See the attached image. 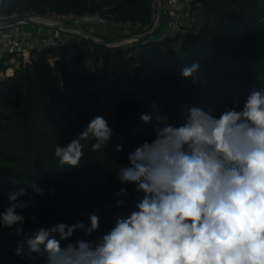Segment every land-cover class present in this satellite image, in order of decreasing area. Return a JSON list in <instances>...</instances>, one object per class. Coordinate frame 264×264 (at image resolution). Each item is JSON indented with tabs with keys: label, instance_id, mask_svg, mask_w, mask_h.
I'll return each instance as SVG.
<instances>
[{
	"label": "trees",
	"instance_id": "trees-1",
	"mask_svg": "<svg viewBox=\"0 0 264 264\" xmlns=\"http://www.w3.org/2000/svg\"><path fill=\"white\" fill-rule=\"evenodd\" d=\"M153 1L6 0L0 12L72 11L149 25ZM194 8L203 19L186 33L121 45L81 36L82 47L34 50L14 74L0 80V211L9 206V193L33 181L45 190L37 195L28 187L21 198L29 202L27 209L17 210L25 217L23 234L0 229V264H47L43 249L33 258L26 249L15 254L25 234L57 223L89 226V215L96 214L100 227L92 237L77 230L61 245L96 240L119 215L135 210L142 194L122 184L116 173L127 165L129 153L154 139L157 116L181 126L191 107L219 116L234 102L242 105L253 89L264 88V79H258L264 77V0H194ZM194 62L199 63L196 82L180 74ZM7 67L3 64V70ZM141 114L151 121L142 122ZM96 116L112 129L110 142L93 152L95 141H85L79 167L60 165L55 146H66ZM121 188L127 190V202L117 208V199H125L117 195Z\"/></svg>",
	"mask_w": 264,
	"mask_h": 264
},
{
	"label": "clouds",
	"instance_id": "clouds-1",
	"mask_svg": "<svg viewBox=\"0 0 264 264\" xmlns=\"http://www.w3.org/2000/svg\"><path fill=\"white\" fill-rule=\"evenodd\" d=\"M7 6L0 0V9ZM82 19L95 18L85 14ZM198 69L196 62L184 66L181 77L196 82ZM188 111L181 126L157 116L154 139L129 153L127 165L116 173L122 184H132L142 194L135 210L119 215L114 227L96 240L61 245L77 230L92 237L100 227L96 214L89 215V226L78 222L40 228L25 234L15 254L26 249L33 258L43 249L47 264H264V88L253 89L242 105L234 102L219 116L199 107ZM151 119L140 116L144 123ZM112 135L108 122L96 116L66 146H55L54 155L62 166L79 167L85 141H95V152ZM28 187L37 195L45 192L33 181L9 193L0 229L23 234L25 217L17 210L29 207L21 199ZM117 195L125 197L116 201L120 208L127 190L121 188Z\"/></svg>",
	"mask_w": 264,
	"mask_h": 264
},
{
	"label": "built area",
	"instance_id": "built-area-1",
	"mask_svg": "<svg viewBox=\"0 0 264 264\" xmlns=\"http://www.w3.org/2000/svg\"><path fill=\"white\" fill-rule=\"evenodd\" d=\"M161 1L163 10L162 24L153 38L156 40H164L174 35L186 33L197 25L199 18L194 8V0ZM153 9L152 22L149 25L133 23L130 20L110 21L101 14H91L89 16L95 19L85 22L82 19L84 15L72 11L52 12L48 14H38L34 11H29L24 14L13 12L10 15H4L0 12V17H2L0 20L17 19L28 16L39 17L47 22L84 26L100 38H104L102 36L104 33L113 35L115 29L120 30L122 33L120 37H125L149 30L156 20L157 5L155 0L153 1ZM108 25L111 26L108 27L110 28L109 31H99V28H104ZM80 37L81 35L73 30H61L48 26L19 22L13 23L10 27L0 29V80L14 74L15 67H17L21 61L28 60L34 50L66 45H78L82 47L83 43ZM113 38L116 37H110V39ZM50 61L54 63L55 59L51 58ZM3 64L8 65L6 70H3ZM7 232L10 234V231Z\"/></svg>",
	"mask_w": 264,
	"mask_h": 264
},
{
	"label": "water",
	"instance_id": "water-1",
	"mask_svg": "<svg viewBox=\"0 0 264 264\" xmlns=\"http://www.w3.org/2000/svg\"><path fill=\"white\" fill-rule=\"evenodd\" d=\"M155 2L157 5L156 20L154 24L152 25V27L143 33L133 34V35L125 36V37H116L113 39L100 38L96 36L92 31H90L89 29L81 25L47 22V21L40 19L39 17H29V16L21 17L17 19L0 20V29L10 27L13 23L19 22V23H27L31 25L48 26L51 28H57L61 30H73L79 33L84 38L94 41L95 43L102 44V45L129 44V43L140 42V41H144L149 38H152L159 31L161 24H162V18H163L162 1L155 0ZM56 61L61 62L60 59H57Z\"/></svg>",
	"mask_w": 264,
	"mask_h": 264
},
{
	"label": "rangeland",
	"instance_id": "rangeland-1",
	"mask_svg": "<svg viewBox=\"0 0 264 264\" xmlns=\"http://www.w3.org/2000/svg\"><path fill=\"white\" fill-rule=\"evenodd\" d=\"M197 15H198V18H199V23H198V26L200 25V23H201V21H202V19H203V17H202V15H201V10L199 9L198 11H197ZM108 27H111L110 25H108V26H106V27H104V28H99V31H103V30H105V31H109L110 30V28H108ZM98 31V32H99ZM100 33V32H99ZM102 34V33H101ZM108 33H104V34H102V36H104V37H108V36H114V37H120L121 35H122V33L120 32V30H118V29H115V31H114V33H113V35L111 34V35H107Z\"/></svg>",
	"mask_w": 264,
	"mask_h": 264
}]
</instances>
